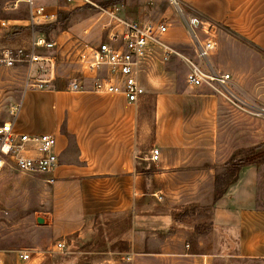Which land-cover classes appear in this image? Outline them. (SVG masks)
Returning a JSON list of instances; mask_svg holds the SVG:
<instances>
[{
  "label": "crops",
  "instance_id": "0c3cea01",
  "mask_svg": "<svg viewBox=\"0 0 264 264\" xmlns=\"http://www.w3.org/2000/svg\"><path fill=\"white\" fill-rule=\"evenodd\" d=\"M181 1L205 19L224 23L254 43L264 42V0ZM167 39L184 53L185 38L170 31ZM177 65L186 78L181 57L157 60L144 76L145 95L135 103L120 93L96 92L90 84L82 90H28L17 127L24 133L54 134L59 162L47 175V210L17 220V230H11L8 217H0V264H71L75 258L89 262L95 223L109 214L133 212L151 192L176 203H214L225 101L211 88L191 86L185 78L180 85L172 82ZM4 83L0 78V88ZM147 92L155 94L152 101ZM155 147L161 151L156 162L150 158ZM260 171L257 164L243 165L213 212L215 223L237 231L239 255L255 259H264V208L257 199ZM20 231L26 239L10 245L11 235ZM55 241L65 242L64 255H55L60 251ZM98 247L105 249L98 261H112L110 250ZM21 252L31 257L23 260Z\"/></svg>",
  "mask_w": 264,
  "mask_h": 264
},
{
  "label": "rangeland",
  "instance_id": "374dc122",
  "mask_svg": "<svg viewBox=\"0 0 264 264\" xmlns=\"http://www.w3.org/2000/svg\"><path fill=\"white\" fill-rule=\"evenodd\" d=\"M7 1L0 0V49L22 47L29 50L32 39L29 29L23 25V19L27 17L25 4L20 3L19 9L11 10ZM50 1L64 4L63 0ZM92 1L101 6L106 2L117 5L119 13L130 19L158 21L163 16L169 17L170 31L185 38L189 46L183 45L181 50L189 56L194 54L187 32L190 19H201L206 29L215 26L218 45L213 63L232 74L244 99L256 109H264V42L254 43L224 23L205 19L183 1V15L168 0ZM73 10L75 13L68 27L64 30L56 28L48 35L56 45L35 50L36 55L44 58L35 65L32 73L43 81L40 89L69 87L74 79H79V42L104 35L100 23L93 25L98 17L94 5L70 11ZM3 21H7L6 26H2ZM198 31L202 38L206 37L200 28ZM38 67L41 68L39 71ZM27 70V63L13 69L0 67V78L5 81L0 88V121L8 117L11 105L21 99ZM184 78L183 67L177 65L169 79L180 85ZM147 96L152 101L155 94L147 92ZM221 121L225 133L217 167L220 182L226 183L228 170L235 163L250 160L257 164L261 167L257 199L259 206L264 208V114H250L225 101L221 107ZM74 148L72 145L71 149ZM47 175L23 174L15 169L0 173V217H8L11 230L19 228L17 220L22 217L33 218L37 211L48 209ZM213 212V202L176 203L168 197H161V193L157 196L151 192L139 201L133 212L101 217L95 223L96 231L90 243L95 242L92 259L86 262L75 258L71 264H103L97 259L105 250L99 249V244L110 250L112 261L107 264H202L204 258L207 264H264V259L239 255L237 231L215 223ZM179 213H184V216L175 219ZM25 239L23 231L15 232L9 243L15 245ZM114 249L117 250L116 255L113 254ZM62 251L54 253L62 256L66 250ZM145 252L149 254L145 255ZM113 258L118 262L114 263Z\"/></svg>",
  "mask_w": 264,
  "mask_h": 264
},
{
  "label": "built area",
  "instance_id": "2783aa9c",
  "mask_svg": "<svg viewBox=\"0 0 264 264\" xmlns=\"http://www.w3.org/2000/svg\"><path fill=\"white\" fill-rule=\"evenodd\" d=\"M63 1L62 5L50 0L7 1L11 10L19 9L20 3L25 4L27 17L23 19V25L31 33L32 44L29 50L22 47L0 49V67L13 69L25 63L28 66L21 99L11 105L8 117L0 121V173L15 169L23 174H50L58 165L57 137L48 133L20 132L17 124L24 107L25 94L30 89L43 86L42 80L32 76L35 65L44 59L36 55L35 50L56 45L45 33L38 32L36 27L54 22L60 10L70 11L92 4L98 10V17L93 25L100 23L104 31V35L99 34L79 42L77 63L81 75L70 83L69 88L72 90H82L90 84L96 92L120 93L129 102L135 103L146 93L144 76L153 68L154 63L157 60L166 62L171 56L177 55L187 65V84L207 86L224 101L246 110L247 113L264 114V109H256L241 96L230 72L212 63L218 45L215 26L206 29L204 22L197 17L190 19L187 32L194 54L189 56L181 53L168 41L171 25L167 16L158 21L130 19L119 13L117 5L101 6L92 0ZM168 1L179 14H184L181 0ZM6 23L7 21H3L2 26H6ZM199 28L206 37L200 36ZM160 156L159 148L151 150L152 161H158ZM57 247L64 249L65 242L59 241ZM19 256L27 260L31 254L21 252Z\"/></svg>",
  "mask_w": 264,
  "mask_h": 264
},
{
  "label": "trees",
  "instance_id": "16d2710c",
  "mask_svg": "<svg viewBox=\"0 0 264 264\" xmlns=\"http://www.w3.org/2000/svg\"><path fill=\"white\" fill-rule=\"evenodd\" d=\"M105 6L111 5L110 2H106L104 3ZM87 7H92L91 4H87L85 6L76 8L77 9H84ZM74 11V10H73ZM69 11L66 12L64 10H60L58 13V17L57 19L52 22L49 23L47 25H40L36 27V30L38 32L41 33H45L47 36L56 28L61 27L63 30L66 29L68 27V23L71 21L73 13H75V11ZM252 162L250 160H244L238 163L233 164L227 173V179H226V183L222 184L220 182V176H217V180H216V186H215V196H214V204L223 196V194L225 193L227 187L229 184H231L232 182H234L237 178V174L239 169L243 166V165H248L251 164ZM184 216V213H179L175 215V219H181Z\"/></svg>",
  "mask_w": 264,
  "mask_h": 264
},
{
  "label": "water",
  "instance_id": "95a60500",
  "mask_svg": "<svg viewBox=\"0 0 264 264\" xmlns=\"http://www.w3.org/2000/svg\"><path fill=\"white\" fill-rule=\"evenodd\" d=\"M39 221H40V222H43V218H39Z\"/></svg>",
  "mask_w": 264,
  "mask_h": 264
}]
</instances>
